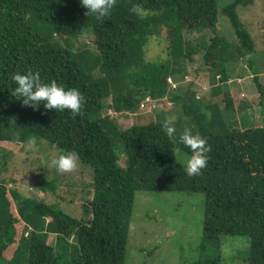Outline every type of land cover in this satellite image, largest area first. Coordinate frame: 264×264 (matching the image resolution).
I'll list each match as a JSON object with an SVG mask.
<instances>
[{"label":"trees","instance_id":"1","mask_svg":"<svg viewBox=\"0 0 264 264\" xmlns=\"http://www.w3.org/2000/svg\"><path fill=\"white\" fill-rule=\"evenodd\" d=\"M255 1L264 0L222 6L220 14L236 37L228 43L216 32L217 0H117L111 15L101 19L87 17L79 0H0V148L23 151L36 136L47 150L75 151L92 171L91 198L81 205L79 219L59 204L10 188L18 179L0 177V264H125L137 192L203 195L202 236L197 259L189 264H221V236L248 238L247 264H264V121L243 126L253 110L233 89L228 72L235 59L255 53L237 14ZM135 4L144 7L145 16L131 12ZM185 31L213 37L193 45ZM86 34L93 37L94 51L80 43ZM164 34L169 59L149 60L147 47ZM196 56L209 75L206 90H194V81L174 87L186 79ZM247 63L254 65L252 58ZM28 70L46 82L79 89L85 98L81 114L43 105L33 109L12 97L11 75ZM258 79L253 82L264 107ZM147 97L160 107L169 101L175 112L180 109L177 136L191 129L206 138L210 152L200 175L189 177L176 161L175 150L190 152L171 143L162 131L163 116L153 122L147 115L126 130L103 116L105 108L136 113ZM240 115V123L232 118ZM62 184L68 183L61 177L39 180L36 188L41 197Z\"/></svg>","mask_w":264,"mask_h":264},{"label":"rangeland","instance_id":"2","mask_svg":"<svg viewBox=\"0 0 264 264\" xmlns=\"http://www.w3.org/2000/svg\"><path fill=\"white\" fill-rule=\"evenodd\" d=\"M232 0H217V35L224 38L226 42H236V37L228 19L220 14L223 5ZM237 14L249 31L255 42V53L241 59H235L229 65L228 72L233 83L234 90H237L240 97H244L251 112V118L246 119L245 127L258 126L264 121V107L260 105V98L253 78L259 77V83L264 86V1H255L246 8H237ZM185 39L196 45L201 37L209 40L213 34L207 32H184ZM160 38H154L147 47V58L151 61L169 59V44L165 34ZM80 43L90 50H95L93 37L86 34L80 39ZM252 58L253 67L249 66L248 59ZM196 63L188 66V76L174 87L184 89L194 81V90H206L208 74L202 67L201 57L196 56ZM237 80V81H236ZM236 83V84H235ZM230 88V84L227 85ZM220 104L221 99L216 100ZM163 106H158L150 99L146 105L133 114H119L108 108L104 109L105 114L114 119L121 130H126L136 123L144 121L143 117L151 116L154 122L157 115L163 119L180 117V109L175 112V106L171 108V102L163 101ZM104 104L110 105L111 99L105 100ZM155 106V107H153ZM222 107V104H220ZM248 111L245 113H249ZM162 112V113H160ZM159 113V114H157ZM240 116H232L240 123ZM243 116H245L243 114ZM174 120V121H175ZM41 143L46 144L41 141ZM115 144H117L115 142ZM47 147L40 146L36 149H29L27 146L23 151L18 147L0 148V177L5 180L10 178L18 179L16 186L10 184V188H16L21 194L32 197L49 204H59L64 213L75 219L81 217V205L91 198L89 187L92 183V171L89 166L79 163L76 170L71 173H57L49 167L48 161L58 156L61 151L56 149L47 150ZM117 144V151L120 149ZM189 156L180 150H175V159L185 167ZM125 157L121 156L119 164L123 166ZM61 177L68 184H62L54 194L39 196L36 188L39 180L59 181ZM57 189V188H56ZM89 192V193H88ZM201 194L182 193H146L137 192L134 196V204L130 222V230L126 247L125 264H189L197 259V247L202 236L203 223V202ZM55 236L50 235L47 242L54 244ZM221 264H247L249 254V241L246 237H220ZM151 253V254H149Z\"/></svg>","mask_w":264,"mask_h":264},{"label":"clouds","instance_id":"3","mask_svg":"<svg viewBox=\"0 0 264 264\" xmlns=\"http://www.w3.org/2000/svg\"><path fill=\"white\" fill-rule=\"evenodd\" d=\"M79 3L87 10L85 13L87 17L101 19L111 15L117 0H79ZM131 12L138 17L146 15V10L140 4L133 5ZM11 80L13 84L11 96L22 102L24 106L38 109L43 105L48 110H67L73 117L81 114L85 98L77 88H65L56 81L46 82L42 80L38 71L33 70L23 73L15 72L11 75ZM174 120V117L166 118L161 126L162 131L173 145H183L189 150L190 156L187 158L184 168L186 174L189 177L200 175L208 163L210 148L207 146V140L191 129H185L177 136ZM26 145L29 149H36L38 138L36 136L29 137ZM79 163V155L75 151H62L58 156L48 161L49 167L61 174L73 172L78 168Z\"/></svg>","mask_w":264,"mask_h":264},{"label":"built area","instance_id":"4","mask_svg":"<svg viewBox=\"0 0 264 264\" xmlns=\"http://www.w3.org/2000/svg\"><path fill=\"white\" fill-rule=\"evenodd\" d=\"M149 101H150L149 97L145 98V100L140 104V107L143 108L146 105V103ZM153 107H155V106H153Z\"/></svg>","mask_w":264,"mask_h":264}]
</instances>
